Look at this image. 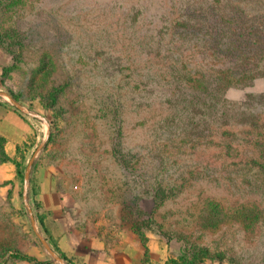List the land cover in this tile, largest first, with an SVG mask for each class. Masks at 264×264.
<instances>
[{"label": "rangeland", "instance_id": "374dc122", "mask_svg": "<svg viewBox=\"0 0 264 264\" xmlns=\"http://www.w3.org/2000/svg\"><path fill=\"white\" fill-rule=\"evenodd\" d=\"M236 12L264 0H0V90L45 118L34 162L81 208L47 220L30 175L29 209L23 165L0 264H62L34 222L67 264H264V77L217 97L188 84L219 78L203 51L213 15Z\"/></svg>", "mask_w": 264, "mask_h": 264}, {"label": "crops", "instance_id": "0c3cea01", "mask_svg": "<svg viewBox=\"0 0 264 264\" xmlns=\"http://www.w3.org/2000/svg\"><path fill=\"white\" fill-rule=\"evenodd\" d=\"M14 106L0 98V196L7 199L10 193L13 200H16L21 184L19 166L32 159L40 142V134L39 124L30 116L20 113ZM33 166L35 173L31 174V178L36 188L35 198L49 215L47 220L58 222L74 206L81 209L77 205V193L75 190H68L61 179V172L57 174L55 165L37 160ZM61 171L65 173L63 169Z\"/></svg>", "mask_w": 264, "mask_h": 264}, {"label": "trees", "instance_id": "16d2710c", "mask_svg": "<svg viewBox=\"0 0 264 264\" xmlns=\"http://www.w3.org/2000/svg\"><path fill=\"white\" fill-rule=\"evenodd\" d=\"M212 21L213 39L204 51V48H202V51H213L215 56L214 64L219 65L221 68L218 71L220 76L209 85L205 84L204 78L197 76L191 77L188 80V84H196L197 87L201 86L202 89L205 88L203 91L210 89L217 97L229 87L237 85L249 86L255 79L264 77V14L247 15L244 12H236L225 14L222 17L213 15ZM222 34H226L229 37L228 42H221L220 36ZM261 68L263 70L260 71ZM11 96L17 102L24 103L12 92ZM17 110L22 113L19 109ZM258 124V118L252 120L251 125L253 127L258 128ZM256 160L258 159L254 158L252 162L256 163ZM258 166L264 172V162L258 163ZM24 171L25 167L19 166V177H24ZM40 223L43 224L41 219ZM57 252L62 258L67 259L65 253L58 247ZM15 256L22 260L38 261L36 258L25 254L17 253Z\"/></svg>", "mask_w": 264, "mask_h": 264}, {"label": "water", "instance_id": "95a60500", "mask_svg": "<svg viewBox=\"0 0 264 264\" xmlns=\"http://www.w3.org/2000/svg\"><path fill=\"white\" fill-rule=\"evenodd\" d=\"M0 96H4V97H7L17 108H19L20 110H22V112L30 115V116H33V117H36L42 121H44L47 126H48V123L47 121L45 120V118L41 115H39L38 113H36L35 111L31 110L29 107L17 102L15 99H13V97L6 93V92H2L0 91ZM49 139V127H48V132H47V135L45 136L43 142L40 144V146L38 147V150L39 151L44 145L45 143L47 142V140ZM37 155V152L34 154V156L32 157V159L29 161V164L27 166V169H26V172H25V190H24V196H25V200H26V205L28 206V208L30 209V205H29V202H28V185H29V178H30V175H31V169L33 167V163H34V160H35V157ZM34 226H35V229L38 233V235L40 236V238L42 239V241L44 242V244L48 247V249L50 250V252L52 253V255L57 259L59 260L62 264H67L65 262V260H63L62 258H60L55 252L52 251V249H50V247L48 246V243L47 241L44 239L43 235L40 233V231L38 230L35 222H34Z\"/></svg>", "mask_w": 264, "mask_h": 264}, {"label": "built area", "instance_id": "2783aa9c", "mask_svg": "<svg viewBox=\"0 0 264 264\" xmlns=\"http://www.w3.org/2000/svg\"><path fill=\"white\" fill-rule=\"evenodd\" d=\"M7 98V97H6ZM8 99V98H7ZM8 101L12 104V105H14L9 99H8ZM17 108V107H16ZM17 109H19V108H17ZM20 110V109H19ZM21 112H22V110H20ZM23 114H26V113H24V112H22ZM28 115V114H27ZM30 116V115H29Z\"/></svg>", "mask_w": 264, "mask_h": 264}]
</instances>
